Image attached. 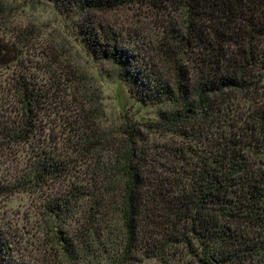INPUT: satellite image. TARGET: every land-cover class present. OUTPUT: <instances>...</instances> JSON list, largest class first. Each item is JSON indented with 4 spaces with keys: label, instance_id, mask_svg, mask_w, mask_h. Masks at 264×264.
<instances>
[{
    "label": "trees",
    "instance_id": "16d2710c",
    "mask_svg": "<svg viewBox=\"0 0 264 264\" xmlns=\"http://www.w3.org/2000/svg\"><path fill=\"white\" fill-rule=\"evenodd\" d=\"M50 1L83 17L85 48L112 64L157 117L124 116L126 148L103 166L102 190L73 184L45 205L46 243L68 264H264V0ZM130 6L178 18L142 47L89 17ZM10 62L0 43V65ZM15 87L18 112L9 119L0 106V148L31 143L39 132L41 93L26 79ZM145 131L178 141L152 150ZM36 147L18 189L70 174V157ZM5 227L0 264H30Z\"/></svg>",
    "mask_w": 264,
    "mask_h": 264
},
{
    "label": "rangeland",
    "instance_id": "374dc122",
    "mask_svg": "<svg viewBox=\"0 0 264 264\" xmlns=\"http://www.w3.org/2000/svg\"><path fill=\"white\" fill-rule=\"evenodd\" d=\"M89 17L146 47L178 15L130 6L93 12ZM83 22L79 14H63L50 0H0V43L11 58L6 66L0 65V106L5 107L9 119L14 117L12 112L19 110L15 85L21 80L26 79L42 95L35 139L0 148V222L16 236L19 256H25L30 264H68L44 239L45 205L73 184L102 190L103 166L114 162L119 150L126 148V138L118 132L124 116L137 120L157 117L156 107L135 99L112 64L97 61L88 52L79 38ZM146 51L170 77L153 50L148 47ZM78 133H84L83 138L90 142L87 151L79 147L82 139ZM145 134L152 150L178 141L155 132ZM37 145L70 157V174L60 183L18 189ZM141 264L160 263L149 259Z\"/></svg>",
    "mask_w": 264,
    "mask_h": 264
}]
</instances>
